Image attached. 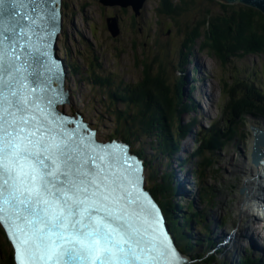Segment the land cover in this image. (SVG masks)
<instances>
[{"label":"snow or ice","instance_id":"obj_1","mask_svg":"<svg viewBox=\"0 0 264 264\" xmlns=\"http://www.w3.org/2000/svg\"><path fill=\"white\" fill-rule=\"evenodd\" d=\"M45 2L0 0L14 21L0 26V223L18 264H175L138 163L56 118L48 54L32 44Z\"/></svg>","mask_w":264,"mask_h":264},{"label":"trees","instance_id":"obj_2","mask_svg":"<svg viewBox=\"0 0 264 264\" xmlns=\"http://www.w3.org/2000/svg\"><path fill=\"white\" fill-rule=\"evenodd\" d=\"M153 1L157 3L155 10L158 19H172L177 33L181 35L174 51L176 63L173 64V75L167 61L170 58L168 45L156 49L151 54V59L142 63L141 76L137 80L124 81L117 78L107 68H103L100 55L96 51L91 48V52L88 46V54L81 43L83 48L77 49L83 69L67 51L66 65L69 74L89 89L90 101L84 102V106L95 101L102 105L98 112L93 111L96 115H91V120L99 129L109 126L107 133H104L107 137L121 138L131 145L133 152L141 157L146 156V187L161 205L176 244L183 252H193L197 248L196 242L205 243L201 235H209L208 230L202 226L205 216L194 209L191 200L184 202L174 199L177 189L171 182L173 173L169 168L171 159L180 151L183 139L196 128L195 116L188 114L196 106L192 98L194 87L189 85L187 95L184 90L186 82L183 72L186 70V64L191 61V55L201 52L217 59L220 64L226 63L230 58L250 54L264 56V14L246 5L218 2L211 4H218L220 9L214 12L212 8L206 7L207 9L193 20L191 18L192 22L187 24L181 19L194 14L204 0ZM146 2L147 0L141 7L143 9H139V12H144L140 15L142 18ZM63 12L68 15L72 12L68 0H63ZM120 12L125 13L126 10L122 8ZM132 15L131 22L128 20L130 26L136 28L139 24L138 30L143 31L141 23L134 19L135 14ZM120 19L119 16V33L122 32ZM143 45H146V41H143ZM223 87L224 92H227L230 115L237 117L253 110H258L264 115V106H255L251 99L253 92L259 94L253 86L236 78L232 85L223 82ZM249 88L253 92L250 93ZM244 89L245 92L242 91ZM184 115H187L188 119L182 121ZM209 126L208 129L201 127L195 131L193 151L179 163L180 165L192 161L190 175L197 190L198 203L203 210L220 205V193L216 184L220 169L216 166L215 158L237 138V135L240 137L239 129L231 124H225L224 130L215 127L213 122ZM221 216L218 226L230 219L229 215ZM191 228L198 233L200 239L186 236L187 233L191 234ZM197 254L201 257L198 264H264V255L253 256L246 247L244 253L233 263L221 260L216 255L208 258ZM0 264H13L10 243L1 226Z\"/></svg>","mask_w":264,"mask_h":264},{"label":"rangeland","instance_id":"obj_3","mask_svg":"<svg viewBox=\"0 0 264 264\" xmlns=\"http://www.w3.org/2000/svg\"><path fill=\"white\" fill-rule=\"evenodd\" d=\"M68 1L71 4L72 12L68 15L62 11V30L55 40L57 55L61 54V57H63L64 51H67L70 53V57L75 58L81 67V59L78 57L79 49L77 48H83L81 44H84L85 51L88 54L89 46L91 52L93 49L94 52L96 51L100 55L103 68H107L117 78L130 81L137 80L141 76L142 63L149 61L152 57L151 54L156 49L168 45L170 48V58L167 61H169L168 65L171 75L174 74L175 69L173 68V64L176 63L174 51L180 42L181 35L177 33V28L172 19H158L155 10L157 3L153 0H147L143 18L142 16L140 17L143 8H141L138 14H135L131 6L103 5L99 0ZM218 2L230 4L220 0H204L201 1L200 6L194 14L187 15L185 19L181 20L189 24L192 22L191 18L193 20L195 16H199L200 13L207 9L206 7L212 8L215 12L220 9V6L212 4ZM122 8L126 10L125 13L120 12ZM133 13L135 14L134 19L141 23L140 26L143 28L141 32L137 28L139 24L136 25V28L130 26L129 21L133 17ZM110 16L116 19L119 16L121 17V33L112 35L109 31L107 19ZM143 41H146V45H143ZM133 44L135 45L133 46ZM196 61L199 63L200 72L194 70ZM81 68L83 69V66ZM190 71V80H193L192 84L194 87L192 97L201 105V109H195L188 113L197 117L196 130L201 126H207L212 120H216L217 124L220 125L231 124L240 126L241 140L230 143L215 158L216 166L220 169V172L216 176V184L220 193L218 199L222 201V204L210 209V212L215 216L229 215L230 219L224 227H221L227 233L230 231L236 232L238 229L246 227L247 230L244 233L253 234L257 241L264 242V221L253 219L251 217L252 213L248 214V210H244L241 214L236 210L239 200L238 195L240 193L237 188L243 179L240 171L243 166L247 165L236 148L241 147L240 149H243L244 152H248L249 123H257L259 117H250L247 123L242 121L243 124H237V120L230 116L229 111L223 115L222 111L228 97L227 93L225 94L221 89L223 82L232 85L237 78L244 84L250 85L252 83L264 95V56L250 54L243 57L230 58L226 63L220 64L217 59L208 56L205 52H201L193 56L191 55V61L186 64V70L183 74H188ZM66 83L71 92L69 105L66 103L63 110L67 113L82 110L84 115L89 119L91 115H96L93 111L98 112L102 108L99 102L95 101V103L92 102L88 106H84V102L90 101L89 89L81 81L78 82L76 77L71 74L67 75ZM242 91L245 92L246 90ZM85 108L90 110L87 111ZM223 117L224 120L221 121ZM182 119V121H185L188 119V116L184 115ZM103 120L105 119L103 118ZM261 122L264 123V120H261ZM108 127L104 126L102 129H99L98 135L105 138L106 135L104 133H107L106 129ZM188 143L190 144V142ZM183 153L186 156L189 154L184 151ZM184 168L186 170V166ZM219 181L220 184H218ZM207 218H209L208 215ZM239 242V244L247 247L245 238L240 239ZM237 249L239 250V247ZM233 253L230 248V258Z\"/></svg>","mask_w":264,"mask_h":264},{"label":"clouds","instance_id":"obj_4","mask_svg":"<svg viewBox=\"0 0 264 264\" xmlns=\"http://www.w3.org/2000/svg\"><path fill=\"white\" fill-rule=\"evenodd\" d=\"M102 4V3H101ZM233 4H236V3H233ZM238 4H241V3H238ZM242 5H244V4H242ZM247 6V5H246ZM122 7V6H121ZM250 7V6H249ZM253 8V7H252ZM141 9V8H140ZM60 30L59 31H61L62 30V11H63V0H60ZM110 17H112V16H110ZM117 23H118V21H117ZM60 32H57L56 33V35H55V40H56V37H57V35L59 34ZM55 46V45H54ZM56 51V50H55ZM57 58L58 59H60V61H61V64H62V70H63V72H64V81H63V86L65 87V89H67V90H69L70 92H71V90L68 88V86H67V83H66V80H67V75L69 74V72H68V68H67V65H66V63H67V60H66V55H65V51H64V56L63 57H61V54H59V55H57ZM195 69L199 72V70H200V68L198 67V65H195ZM190 74H191V71L189 72ZM189 73L187 74H184V78H185V82L187 83V85H185L184 86V90H185V92H186V94L188 95V92H187V90H188V88H189V85H193L192 83H193V80H190V78H189ZM189 83V84H188ZM222 86H223V84H222ZM253 86V85H252ZM254 88H255V86H253ZM249 91V90H248ZM250 93L251 92H253V90H250L249 91ZM227 92H225V94H226ZM256 95V93H254L253 92V95ZM252 95V101H253V103H255V106L257 105V106H264V95H262L261 93H260V91H259V94L258 95H254L253 96ZM193 98V97H192ZM193 100H194V102H195V104H196V106L192 109V110H195V109H199V107H198V101L197 100H195V98H193ZM227 102H228V100H227ZM225 103L224 104V110L227 108L228 109V107H229V104L228 103ZM64 111V110H63ZM229 111V110H228ZM65 112V111H64ZM75 112H77L79 115H80V117L82 118V121L84 122V123H86V126L88 127L89 126V128H95V129H97V133L99 132V127L97 126V124H95V122H92L91 121V118L89 119V118H87V116L86 115H84V112H82V110H80V111H75ZM75 112H69V113H75ZM229 112H231V111H229ZM65 113H67V112H65ZM253 114H255V115H259V116H263L264 117V115L262 114V113H260L258 110H253L252 112L251 111H248V112H244V113H241V115H238L237 117L236 116H233L232 114L230 115V116H232L235 120H237V121H240V122H242V121H244L245 120V118H246V116L247 115H253ZM230 116H228V117H230ZM196 119H197V117H195ZM241 118V119H240ZM255 125H257V124H255ZM105 137H107V136H105ZM104 138V137H103ZM110 138V137H109ZM112 138V137H111ZM113 138H117V137H113ZM195 135L194 136H187L186 137V141L187 142H190V143H192L195 139ZM100 139V138H99ZM117 139H119V140H122L123 142H124V140L123 139H121V138H117ZM184 140V139H183ZM128 145H130L129 143H128ZM183 146V142H182V145H181V147ZM130 147H131V145H130ZM181 147H180V151L179 152H181ZM131 151H132V148H131ZM133 152V151H132ZM135 153V152H134ZM136 155H138L137 153H135ZM139 156V155H138ZM144 157V156H143ZM172 171V170H171ZM146 173H147V171H146ZM172 173H173V177H172V180H171V182H172V184L174 185V183H175V181H174V172L172 171ZM146 183H147V181H146ZM194 183V182H193ZM146 186V185H145ZM174 186H176V185H174ZM176 189H177V191L176 192H178V188H177V186H176ZM190 200V199H189ZM221 204H222V201H221ZM160 205V204H159ZM161 206V205H160ZM203 213H205V211H203ZM226 224V223H225ZM0 226H1V224H0ZM2 227V226H1ZM3 229V228H2ZM4 231V230H3ZM4 234H5V232H4ZM6 236V235H5ZM7 238V237H6ZM188 238H190V237H188ZM192 239V238H191ZM8 240V239H7ZM10 243V242H9ZM202 245V244H201ZM240 245H242V244H239V250H238V253H237V255L235 256V257H233V255L231 256V258H230V254L227 256V258L226 259H224V261L225 260H227V261H229L230 263H233V262H235V261H237V258H238V256L239 255H241V254H243L244 253V248L246 247L245 245H243V250L241 249V247H240ZM10 247H11V258H12V261H13V264H15V260H14V250L12 249V246H11V244H10ZM246 248H248V250L249 251H251L250 249H249V247L247 246ZM181 249V248H180ZM181 251L183 252V250L181 249ZM196 251H198V249H196L195 248V251H193L194 253L196 252ZM184 253H187V252H184ZM251 253L253 254V256H255L256 254L255 253H253L252 251H251ZM217 256L219 259H221L220 258V255L219 254H211V257L212 256ZM264 255V254H263ZM262 256V255H261ZM205 257V256H204ZM221 260H223V259H221Z\"/></svg>","mask_w":264,"mask_h":264},{"label":"water","instance_id":"obj_5","mask_svg":"<svg viewBox=\"0 0 264 264\" xmlns=\"http://www.w3.org/2000/svg\"><path fill=\"white\" fill-rule=\"evenodd\" d=\"M222 2L225 3H241L250 7H253L257 10H259L260 12H262L264 14V0H220ZM60 2V0H59ZM100 3H102L103 5H119L122 7H126V6H131L135 12V14H138L139 9L143 6L145 0H99ZM107 24H108V28L109 31L111 32L112 35H116L119 33V28H118V23H117V19L115 17H110L107 19ZM59 26H60V21H59ZM60 32V31H58ZM60 64L61 61L59 60ZM62 66V64H61ZM49 67H51V65H49ZM49 67H47V69H49ZM62 69V67H61ZM61 71H59L60 73ZM64 73V72H63ZM54 84H57V82H55ZM82 120V118H81ZM86 125V123H85ZM250 148H251V158L252 161L254 163H258L259 160L261 158L264 157V149L262 146V141L260 139H258V137L255 135L250 143ZM239 191L242 193L244 191L243 188H239Z\"/></svg>","mask_w":264,"mask_h":264},{"label":"bare ground","instance_id":"obj_6","mask_svg":"<svg viewBox=\"0 0 264 264\" xmlns=\"http://www.w3.org/2000/svg\"><path fill=\"white\" fill-rule=\"evenodd\" d=\"M259 127L262 126V129L264 130V123L263 125H258ZM246 156H249V150L247 153H245ZM242 174L243 179L241 180V182L239 183L240 186L245 188V192L244 194L239 193L238 195V204L236 207V210L240 212V214L242 212H244V210H248V214L253 213L254 211H258L259 210V205L260 203H258L255 199L256 196H259L260 193L258 192V194H256V192L258 191V185L260 184V182L258 181V179L255 178V170L252 166H250L249 164H247L246 166L242 167V170L240 171ZM253 200V201H252ZM257 207V208H255ZM251 208H254V210L252 209V211H250ZM252 219V218H250ZM246 227H243L242 229H238L236 232H234V241H239L240 239L242 240L243 238V233L247 230Z\"/></svg>","mask_w":264,"mask_h":264}]
</instances>
